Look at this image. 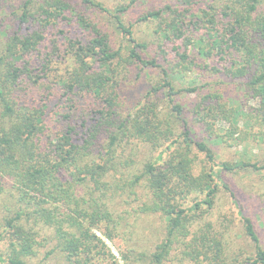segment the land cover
Returning a JSON list of instances; mask_svg holds the SVG:
<instances>
[{"label":"trees","instance_id":"16d2710c","mask_svg":"<svg viewBox=\"0 0 264 264\" xmlns=\"http://www.w3.org/2000/svg\"><path fill=\"white\" fill-rule=\"evenodd\" d=\"M138 1L0 0V264H37L42 252L61 264H120L105 239L123 240L125 264H264L259 229L228 177L264 172V159L219 164L180 100L195 95L192 121L207 140L239 133L264 145V0H152L136 21L149 24L147 38L125 20ZM63 25L75 27L64 39L71 67L37 98L51 88ZM133 70L149 74L150 88L128 109ZM190 71L220 73L249 104L236 107L211 81L177 88ZM130 144L151 154L125 156ZM222 189L252 249L231 238L235 217L211 214ZM133 196L140 213L164 219L153 250L128 244L130 211L119 208Z\"/></svg>","mask_w":264,"mask_h":264},{"label":"rangeland","instance_id":"374dc122","mask_svg":"<svg viewBox=\"0 0 264 264\" xmlns=\"http://www.w3.org/2000/svg\"><path fill=\"white\" fill-rule=\"evenodd\" d=\"M117 1L128 2L129 0H104V2H106L109 6H113ZM151 5L152 0H139L136 5L133 6L132 10L126 15L125 20L127 23H130V21L136 23L134 26V30L136 36L138 37L147 38L152 34L149 28V24L136 22L139 14L143 12V10L148 9ZM63 28L65 29L67 35H62L58 43L61 47V49H59L61 55L59 56L60 58L57 61H54L52 63V71L49 73L47 79L48 88L49 86H51V88L38 92L37 90H34L33 95H35V97L37 98L41 95V93L44 94L49 93L52 90L54 91L56 87L53 86L57 85L56 79L59 78L60 73H65L66 68L71 67V62L68 59L64 60V39L69 38V36L74 37L73 35L75 32H72L75 31V27L63 25ZM53 68H55V70H53ZM141 75L142 76H140L137 70H133V72L129 74L128 79L123 84V93L127 97L126 107L128 109L129 107H131V104L137 102V100L142 97V95L146 93V91L150 88V78L148 77L149 74L147 72L145 73L144 71ZM220 75V73L218 74L211 71H190L177 78V80H175V85L177 88H189L195 85H204L211 81L212 86L221 87L225 90L226 95L231 98L230 103H233L236 107L240 106L242 103V105H244L247 99L243 96L241 88L236 85L219 84L223 79V77ZM58 97L59 96H56L55 98ZM194 99L195 95L188 92L180 96V100L182 101L185 110L189 109L187 112V117L190 121L191 127L193 128L192 133L194 137L196 139H203L209 142L216 156V161L219 164H222L223 162L236 163L264 159V145L262 144V142L254 141L250 138L240 141V138H238L239 133H237L235 137L230 136V138H228V140L226 141H221L220 138L212 140L208 138L207 140L206 138L208 134L204 132V129L201 128L198 123H194V121H192L193 113L191 112L190 107ZM247 102L249 104V101ZM54 103L55 99L51 104ZM250 103L254 105L253 101H251ZM77 111L80 114L85 115L86 117H92L93 115L91 114L90 109L85 108L83 104H81V107H78ZM52 114H50V117H54ZM239 125L240 127H243L244 121L241 120ZM227 127V123L219 122L217 124V131L219 133H226L225 129H227ZM137 146L139 148V145ZM138 148L135 144L127 145L125 156L129 155L136 161L141 162L142 160L146 159L149 154H151L149 149L146 147H140L139 149ZM228 177L232 183V187L239 192L243 200V206L245 207L246 214L252 217L256 222L257 228L259 229L264 244V172L246 170L241 171V173L239 174H229ZM124 197L127 196H123L122 199H124ZM128 201L129 204L123 202L119 208V210L128 209L130 211L128 219L130 223V231L133 232L131 235L133 240L128 241V244L135 245L141 250H153L157 242L162 237V232H164V219H162L158 215H147L144 213H140L138 207L141 203V200L136 199V196L129 197ZM211 214L217 217L226 215L229 217V219H233V217H235V222L233 220L234 225H231V227H229V232H231L232 236L231 238L234 242L245 245L246 247H248V249H252V247L250 246V241L243 233V225L236 217L237 215L235 211V205L234 203H232L230 192L222 189L218 193L215 207L211 210ZM105 240L116 253L117 257L119 258L120 264H125L117 248V244L121 245L120 243H123V240H120L117 244L112 243L108 239ZM43 255L44 252L40 253V256L36 258L35 263L61 264L57 261V259H51L49 257L44 259ZM31 263H33V261Z\"/></svg>","mask_w":264,"mask_h":264}]
</instances>
